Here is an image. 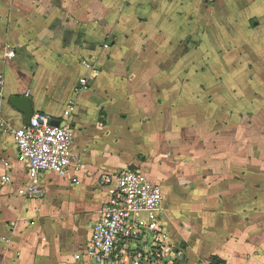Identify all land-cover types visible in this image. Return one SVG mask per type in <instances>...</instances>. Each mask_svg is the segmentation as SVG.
<instances>
[{
	"label": "crops",
	"instance_id": "obj_1",
	"mask_svg": "<svg viewBox=\"0 0 264 264\" xmlns=\"http://www.w3.org/2000/svg\"><path fill=\"white\" fill-rule=\"evenodd\" d=\"M0 80V264H89L66 253L108 199L101 175L130 167L162 188L163 259L264 264V0H0ZM13 95L54 119L75 101L78 183L18 194Z\"/></svg>",
	"mask_w": 264,
	"mask_h": 264
},
{
	"label": "built area",
	"instance_id": "obj_2",
	"mask_svg": "<svg viewBox=\"0 0 264 264\" xmlns=\"http://www.w3.org/2000/svg\"><path fill=\"white\" fill-rule=\"evenodd\" d=\"M7 57L15 55L9 51ZM90 70L88 76L79 80L78 91L88 89L97 65L91 59L83 62ZM1 82V80H0ZM76 103L71 100L58 119L45 113H35L29 124L11 129L18 149L19 159L24 163L27 180L17 192L26 199H41L47 190L43 175L54 173L79 182V173L84 169L80 155L72 150L75 139ZM58 121V124H53ZM5 173L2 182H10L8 173L11 163L3 160ZM100 183L108 187V199L103 205L98 220L93 225L88 239L74 254L75 261L89 264H211L208 259L195 263L183 260L163 259L165 250L161 242L168 233L160 223L164 195L161 186L141 170H123L104 173ZM140 213L145 219H138Z\"/></svg>",
	"mask_w": 264,
	"mask_h": 264
},
{
	"label": "water",
	"instance_id": "obj_3",
	"mask_svg": "<svg viewBox=\"0 0 264 264\" xmlns=\"http://www.w3.org/2000/svg\"><path fill=\"white\" fill-rule=\"evenodd\" d=\"M10 103L23 113L25 117V123L29 124L30 119L35 112L31 97L25 95H13L10 98ZM53 124H58V121H53ZM129 169L135 170V167H130Z\"/></svg>",
	"mask_w": 264,
	"mask_h": 264
},
{
	"label": "rangeland",
	"instance_id": "obj_4",
	"mask_svg": "<svg viewBox=\"0 0 264 264\" xmlns=\"http://www.w3.org/2000/svg\"><path fill=\"white\" fill-rule=\"evenodd\" d=\"M9 68H6V71L8 70ZM67 205V203H66V200H65V202L63 203V207H62V209L60 210L61 212L62 211H64V214H69L68 216L69 217H67L69 220H71L72 219V216H74V214L75 213H72L73 211H75L74 210V208H66L65 206ZM72 214H71V213ZM145 215L143 214V213H140V214H138L136 217L138 218V219H140V218H143ZM72 221V220H71ZM91 232V231H90ZM90 232H88V233H82V232H79V234H76V236H80L81 237V239H84L80 244H79V246L75 249V251H73L72 253H70V252H68V253H66L67 255H69V256H72V257H74V254L75 253H77L79 250H80V246H82L83 244H85V242H86V239H88V234L90 233ZM75 236V235H74ZM242 262V261H241Z\"/></svg>",
	"mask_w": 264,
	"mask_h": 264
},
{
	"label": "trees",
	"instance_id": "obj_5",
	"mask_svg": "<svg viewBox=\"0 0 264 264\" xmlns=\"http://www.w3.org/2000/svg\"><path fill=\"white\" fill-rule=\"evenodd\" d=\"M212 259H216V257H212ZM214 264H216V263H214Z\"/></svg>",
	"mask_w": 264,
	"mask_h": 264
}]
</instances>
